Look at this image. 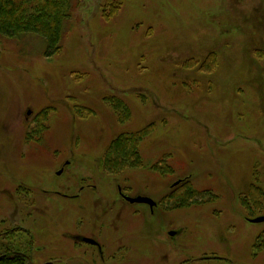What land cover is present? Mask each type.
I'll return each instance as SVG.
<instances>
[{
    "label": "rangeland",
    "instance_id": "374dc122",
    "mask_svg": "<svg viewBox=\"0 0 264 264\" xmlns=\"http://www.w3.org/2000/svg\"><path fill=\"white\" fill-rule=\"evenodd\" d=\"M108 1L81 0L51 56L39 38L0 36V220L21 223L35 189L27 224L55 213L83 235L71 259L51 229L65 255L36 264H264V222L247 219L264 216V0H111L109 17ZM151 124L143 166L103 169L114 139ZM186 182L197 193L181 206Z\"/></svg>",
    "mask_w": 264,
    "mask_h": 264
},
{
    "label": "trees",
    "instance_id": "16d2710c",
    "mask_svg": "<svg viewBox=\"0 0 264 264\" xmlns=\"http://www.w3.org/2000/svg\"><path fill=\"white\" fill-rule=\"evenodd\" d=\"M80 2L81 0H0V36L17 41L39 38V41L47 45L45 55L60 53L64 49L65 38L74 22V12ZM108 2L110 12L105 10L103 15L109 17L117 11V5L111 0ZM107 101L121 122L131 118L130 108L120 97H109ZM154 126L151 124L142 130L122 134L114 139L101 161L103 169L117 173L127 168L143 166L140 146ZM183 189L181 206L190 205L197 192L187 182L183 184ZM0 264H26V261L21 257H5L0 260Z\"/></svg>",
    "mask_w": 264,
    "mask_h": 264
},
{
    "label": "flooded vegetation",
    "instance_id": "af4514ba",
    "mask_svg": "<svg viewBox=\"0 0 264 264\" xmlns=\"http://www.w3.org/2000/svg\"><path fill=\"white\" fill-rule=\"evenodd\" d=\"M69 162L70 161H66L65 164L67 165V164H69ZM59 171H63V172L61 174H58ZM56 173H57V175H62L64 173V168H61ZM60 190H61V188L59 190L48 188V189L40 190V192L42 193V196H45L48 200L54 201L53 195H57L58 193H62V191H60ZM35 192L36 191L34 189L33 195L35 194ZM118 193L124 201H127V202L133 204L132 202L127 200L126 196H129V194L122 191L121 187H119ZM43 194H45V195H43ZM33 195L31 197H28V198H26V196H24V195L23 196L21 195L22 200H21V202H19V214H21V217L23 216L21 223H19L17 225L13 223L12 225H10L12 222L6 221V219L0 220V247H1L0 260L5 258V257H21L26 261V264H36L35 259L33 257L35 256V254L40 253V252H42V255H43V253L47 252V253H49L48 256H51L53 253L58 254V257H60L59 255H65L63 253V250L61 248H58V244L60 242L57 240V238L54 236V234H52L50 232L51 229L58 230L57 234H59L61 236V238L65 237L67 239V242H66L67 247H68L69 242L72 244V248L68 247L69 252L66 255V258L72 259L71 254H72L73 248H76V247H74L72 242L73 241L78 242L80 240L81 236H83V235L73 234V231L68 232L67 230H65L64 227H61L62 225L58 222V220L56 218L53 217V215L55 213H52V214L46 213L45 214L49 219V221L47 223H42L38 226L27 224L26 223L27 218H30L32 220H37L36 217L40 216V213H39L40 209L38 207H36V204L39 202ZM138 196H140V195H138ZM141 196H146V195H141ZM63 198L64 199L68 198L67 194ZM134 203L148 204L151 207L152 211L154 210L153 209L154 206L152 207L149 203H146V202H134ZM54 205H55V203H54ZM156 205H157V203H156ZM251 218H254V217H251ZM251 218H247L248 221H251ZM33 228L38 230L37 234L33 232V230H32ZM60 228L62 229L61 232H60ZM173 231H175V230H173ZM173 231H171V232H173ZM18 232H22L23 235L22 236L19 235L18 237H15V236H17L15 233H18ZM171 232L169 233L170 235H171ZM175 235H178V234L176 233ZM175 235H172V236H175ZM86 236H88V235H86ZM89 236L85 237V239H84L85 242L86 243H90V242L95 243L96 240L94 238L89 237ZM41 241H43L45 244L42 243ZM50 245H56V246H54V248L52 250L48 251V249H50V247H49ZM100 246L103 247V249H104V245L102 242H100ZM78 247H79V249L83 250L84 253L89 251V250L87 251V249H84V247H82V245L81 246L78 245ZM256 255L257 254L254 255L255 256L254 258H257ZM215 257L221 258L218 256H215ZM46 264H54V263L49 262ZM66 264H69V263H66Z\"/></svg>",
    "mask_w": 264,
    "mask_h": 264
},
{
    "label": "water",
    "instance_id": "95a60500",
    "mask_svg": "<svg viewBox=\"0 0 264 264\" xmlns=\"http://www.w3.org/2000/svg\"><path fill=\"white\" fill-rule=\"evenodd\" d=\"M63 171H59L58 174H61ZM127 200H129L130 202L134 203V202H146L149 203L152 207L156 205V201L149 197V196H136V197H131V196H126ZM251 222L254 223H260V222H264V216H259V217H255V218H251ZM177 232L173 231L171 232V235H175Z\"/></svg>",
    "mask_w": 264,
    "mask_h": 264
}]
</instances>
